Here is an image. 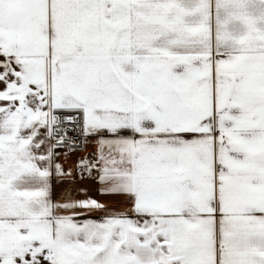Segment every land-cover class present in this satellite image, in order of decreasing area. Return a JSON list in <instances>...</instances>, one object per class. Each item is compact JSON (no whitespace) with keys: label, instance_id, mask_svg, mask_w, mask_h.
Listing matches in <instances>:
<instances>
[{"label":"snow or ice","instance_id":"6c2138e0","mask_svg":"<svg viewBox=\"0 0 264 264\" xmlns=\"http://www.w3.org/2000/svg\"><path fill=\"white\" fill-rule=\"evenodd\" d=\"M0 264H264V0H0Z\"/></svg>","mask_w":264,"mask_h":264}]
</instances>
